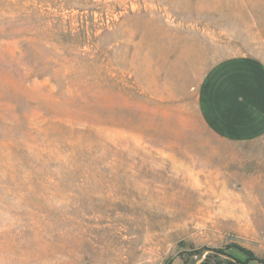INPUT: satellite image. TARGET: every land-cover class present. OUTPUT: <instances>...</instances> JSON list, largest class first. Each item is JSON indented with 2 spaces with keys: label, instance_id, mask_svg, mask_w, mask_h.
Instances as JSON below:
<instances>
[{
  "label": "rangeland",
  "instance_id": "obj_1",
  "mask_svg": "<svg viewBox=\"0 0 264 264\" xmlns=\"http://www.w3.org/2000/svg\"><path fill=\"white\" fill-rule=\"evenodd\" d=\"M263 40L264 0H0V264H264V137L196 100Z\"/></svg>",
  "mask_w": 264,
  "mask_h": 264
},
{
  "label": "crops",
  "instance_id": "obj_2",
  "mask_svg": "<svg viewBox=\"0 0 264 264\" xmlns=\"http://www.w3.org/2000/svg\"><path fill=\"white\" fill-rule=\"evenodd\" d=\"M196 100L201 121L217 140L244 144L264 137V40L254 55L225 58L209 68Z\"/></svg>",
  "mask_w": 264,
  "mask_h": 264
},
{
  "label": "trees",
  "instance_id": "obj_3",
  "mask_svg": "<svg viewBox=\"0 0 264 264\" xmlns=\"http://www.w3.org/2000/svg\"><path fill=\"white\" fill-rule=\"evenodd\" d=\"M231 247L235 248V249L238 250L241 254H243V255L245 256V259L242 260V259H240V258H238V257H236V256H233V255H231V254H229V253H226V252L223 251L222 249H213L212 251H214V252H218V253H222V254L226 255L227 257L232 258V259L234 260V262H230V261H228V262H227L228 264H248L249 261H257V259L254 257V255L252 254L251 251H248V250H246L245 248L240 247V246H237V245H235V246H234V245H233V246H229V247H227V249H229V248H231ZM209 251H211V250H209ZM206 256H207V255H206ZM200 264H209V263L207 262L206 257H205V259H204Z\"/></svg>",
  "mask_w": 264,
  "mask_h": 264
},
{
  "label": "water",
  "instance_id": "obj_4",
  "mask_svg": "<svg viewBox=\"0 0 264 264\" xmlns=\"http://www.w3.org/2000/svg\"><path fill=\"white\" fill-rule=\"evenodd\" d=\"M209 252H210L209 250L205 251V252L201 255L200 259H198V260L196 261V264H200V263L205 259L206 255H207Z\"/></svg>",
  "mask_w": 264,
  "mask_h": 264
}]
</instances>
